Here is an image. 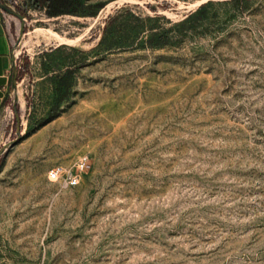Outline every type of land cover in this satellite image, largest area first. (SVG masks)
I'll return each mask as SVG.
<instances>
[{
	"label": "rangeland",
	"instance_id": "rangeland-1",
	"mask_svg": "<svg viewBox=\"0 0 264 264\" xmlns=\"http://www.w3.org/2000/svg\"><path fill=\"white\" fill-rule=\"evenodd\" d=\"M0 1L24 16L3 11L19 75L17 110L14 93L0 107V264H264V0L56 17ZM82 156L78 185L48 177Z\"/></svg>",
	"mask_w": 264,
	"mask_h": 264
},
{
	"label": "trees",
	"instance_id": "trees-1",
	"mask_svg": "<svg viewBox=\"0 0 264 264\" xmlns=\"http://www.w3.org/2000/svg\"><path fill=\"white\" fill-rule=\"evenodd\" d=\"M31 6L38 10H44L47 16L56 17L63 14H78L82 12L88 4L84 0H31ZM104 4H97V7H102ZM95 14L96 12H92ZM167 35H160L157 38L150 40L151 45H159L168 43ZM76 68H67L66 71L59 75L56 83L55 103L50 111L49 117H54L60 110L61 104L69 99L72 94L74 85V76ZM47 118H42L36 123V127L42 125Z\"/></svg>",
	"mask_w": 264,
	"mask_h": 264
},
{
	"label": "crops",
	"instance_id": "crops-1",
	"mask_svg": "<svg viewBox=\"0 0 264 264\" xmlns=\"http://www.w3.org/2000/svg\"><path fill=\"white\" fill-rule=\"evenodd\" d=\"M13 19L7 18L0 9V107L4 106L12 95V75L14 59Z\"/></svg>",
	"mask_w": 264,
	"mask_h": 264
},
{
	"label": "built area",
	"instance_id": "built-area-1",
	"mask_svg": "<svg viewBox=\"0 0 264 264\" xmlns=\"http://www.w3.org/2000/svg\"><path fill=\"white\" fill-rule=\"evenodd\" d=\"M90 167L88 156H82L75 164L74 169H68L63 165H56L48 172V177L53 181H58L65 186H76L80 183L81 173Z\"/></svg>",
	"mask_w": 264,
	"mask_h": 264
},
{
	"label": "water",
	"instance_id": "water-1",
	"mask_svg": "<svg viewBox=\"0 0 264 264\" xmlns=\"http://www.w3.org/2000/svg\"><path fill=\"white\" fill-rule=\"evenodd\" d=\"M0 9L3 11H7L9 13H12L16 16H18L21 20L24 19L23 14L11 9L9 6H7L5 3L0 1ZM24 32V29L21 30V35L18 37V40H20L22 34ZM18 75H19V69H18V62L17 59H14V68H13V75H12V92L15 94V108L17 110L16 101L18 100V94H17V86H18ZM20 122L19 116H18V123ZM18 133H20V128L18 127L17 130ZM15 140L11 141L8 145L13 144ZM3 151H0V156L2 155Z\"/></svg>",
	"mask_w": 264,
	"mask_h": 264
}]
</instances>
